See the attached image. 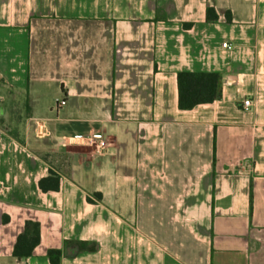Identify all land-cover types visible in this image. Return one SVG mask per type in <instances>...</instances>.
<instances>
[{
	"label": "crops",
	"instance_id": "1",
	"mask_svg": "<svg viewBox=\"0 0 264 264\" xmlns=\"http://www.w3.org/2000/svg\"><path fill=\"white\" fill-rule=\"evenodd\" d=\"M180 71L220 74V98L179 109ZM26 221L40 242L17 259ZM50 249L60 264H264V0H0V264H50Z\"/></svg>",
	"mask_w": 264,
	"mask_h": 264
},
{
	"label": "trees",
	"instance_id": "2",
	"mask_svg": "<svg viewBox=\"0 0 264 264\" xmlns=\"http://www.w3.org/2000/svg\"><path fill=\"white\" fill-rule=\"evenodd\" d=\"M218 15L212 7L206 8V21L216 22ZM228 22L231 21L230 13L226 16ZM186 27L191 26L190 23L185 24ZM178 84V107L181 110H190L194 107L212 103L220 98V74L214 72H190L180 71L177 74ZM15 137V136H14ZM39 187L42 191L57 190L59 187V179L52 171L47 178L39 181ZM98 199L101 195L97 194ZM40 242V225L38 222L26 221L24 230L17 237L13 255L17 259L28 258L32 255L33 250ZM67 245L72 244L66 242ZM80 248L84 249L86 243L80 242ZM50 264H60L62 257L61 249H50L47 252Z\"/></svg>",
	"mask_w": 264,
	"mask_h": 264
},
{
	"label": "built area",
	"instance_id": "3",
	"mask_svg": "<svg viewBox=\"0 0 264 264\" xmlns=\"http://www.w3.org/2000/svg\"><path fill=\"white\" fill-rule=\"evenodd\" d=\"M224 47H228L227 43H223ZM66 104L65 98L56 99V108L60 109ZM242 107L248 109L250 107V100L245 99L242 102ZM89 146H92L94 150L98 153H103L106 151L108 143L102 133L95 130H90L86 137Z\"/></svg>",
	"mask_w": 264,
	"mask_h": 264
},
{
	"label": "rangeland",
	"instance_id": "4",
	"mask_svg": "<svg viewBox=\"0 0 264 264\" xmlns=\"http://www.w3.org/2000/svg\"><path fill=\"white\" fill-rule=\"evenodd\" d=\"M3 109L4 111L8 112L9 116L6 118L8 119L6 124L8 127L11 128L12 125L17 121L21 122L22 118H24L27 113L24 104V96L23 95L16 96L12 102L8 101L6 104H4Z\"/></svg>",
	"mask_w": 264,
	"mask_h": 264
}]
</instances>
